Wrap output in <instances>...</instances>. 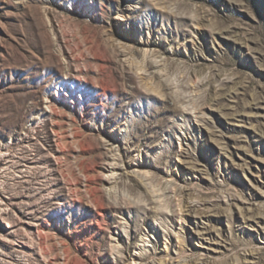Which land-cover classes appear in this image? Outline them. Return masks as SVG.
I'll return each instance as SVG.
<instances>
[{
  "label": "rangeland",
  "instance_id": "374dc122",
  "mask_svg": "<svg viewBox=\"0 0 264 264\" xmlns=\"http://www.w3.org/2000/svg\"><path fill=\"white\" fill-rule=\"evenodd\" d=\"M0 264H264V0H0Z\"/></svg>",
  "mask_w": 264,
  "mask_h": 264
}]
</instances>
